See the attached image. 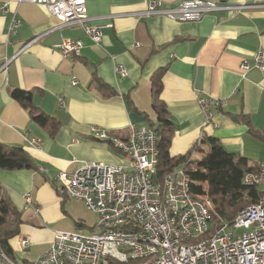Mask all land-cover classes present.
Masks as SVG:
<instances>
[{
  "label": "crops",
  "instance_id": "1",
  "mask_svg": "<svg viewBox=\"0 0 264 264\" xmlns=\"http://www.w3.org/2000/svg\"><path fill=\"white\" fill-rule=\"evenodd\" d=\"M150 0H87L92 18L103 29L101 47H95L79 27L51 31L58 21L43 7L17 0L0 12V143L22 147L37 168H0V190L20 212V231L10 241L14 261L33 264L47 252L56 231L98 230L99 216L79 200L61 191L60 172L73 173L79 162L127 165L129 160L109 143L91 136L92 127L128 138L129 125L155 126L154 78L162 71L161 99L173 123L170 154L199 159L210 150L204 139L216 138L231 153L264 164V71L252 67L264 51V0H226L255 8L239 14H208L197 22H174L160 16L137 18L127 13L146 9ZM172 6L179 0H162ZM20 21L10 31L13 18ZM64 39L84 42L80 55L64 57L54 46ZM27 50L22 51L27 45ZM117 64L128 75L118 76ZM77 80V85L72 80ZM32 91L34 105L53 117L57 131L34 122L28 111L12 98V91ZM208 97L221 104L209 121L198 104ZM37 139L38 145L27 140ZM200 151H195L197 147ZM31 194V205L24 199ZM29 239L28 247L22 245ZM0 258V264H1Z\"/></svg>",
  "mask_w": 264,
  "mask_h": 264
},
{
  "label": "built area",
  "instance_id": "2",
  "mask_svg": "<svg viewBox=\"0 0 264 264\" xmlns=\"http://www.w3.org/2000/svg\"><path fill=\"white\" fill-rule=\"evenodd\" d=\"M45 8L57 21L53 30L79 27L95 47L102 46L105 25L96 20L115 19L119 15L92 18L87 0H17ZM249 3L232 4L226 0H179L167 6L162 0H150L145 10L124 16H160L174 22H197L208 14L230 12L239 14L255 8ZM9 4L0 6L6 14ZM20 21L12 20L10 31L16 32ZM30 46L22 49L25 51ZM84 42L64 39L54 47L64 57L80 55ZM7 59L0 71H7ZM252 67L264 71V51L253 66L243 62L244 73ZM115 72L126 77L127 69L117 64ZM77 85V80H72ZM198 104L210 121L212 111L221 102L198 97ZM128 138H119L100 127L91 128V136L109 143L129 160L127 165L103 162H79L73 173L60 172L57 181L63 194L81 201L99 216L98 230L86 234L56 231L49 250L33 264H264V164L247 171L245 186L259 188L256 204L241 211L228 223L216 212L207 194L195 195L186 172V163L166 173L160 180L157 171V136L151 126L129 125ZM38 145L37 139L27 140ZM192 159V158H190ZM31 194L24 199L31 205ZM219 224L218 227L215 224ZM22 245L28 247L29 239ZM2 264H18L1 254Z\"/></svg>",
  "mask_w": 264,
  "mask_h": 264
},
{
  "label": "trees",
  "instance_id": "3",
  "mask_svg": "<svg viewBox=\"0 0 264 264\" xmlns=\"http://www.w3.org/2000/svg\"><path fill=\"white\" fill-rule=\"evenodd\" d=\"M162 71L154 78L153 109L158 117L155 129L157 136V171L155 178L162 179L174 168L186 163V172L190 177L192 191L195 195L207 194L213 203L216 217L225 222H232L248 206L256 204L260 191L256 186H245L242 178L247 171H255L249 160L229 152L216 138L204 139L202 143L210 144L211 150L202 158L190 159L185 156L172 157L170 154L174 136L173 123L169 119L166 104L160 97ZM32 91L14 89L12 98L28 111L31 119L52 132L59 128L55 118L37 108L32 100ZM250 132L264 140L253 127ZM195 151H200L197 147ZM0 168L7 170H32L37 168L32 158L22 147H9L0 143ZM22 224L21 214L12 202L0 190V258L5 254L14 260L11 239L19 234ZM2 264V263H1ZM113 264V263H112Z\"/></svg>",
  "mask_w": 264,
  "mask_h": 264
},
{
  "label": "rangeland",
  "instance_id": "4",
  "mask_svg": "<svg viewBox=\"0 0 264 264\" xmlns=\"http://www.w3.org/2000/svg\"><path fill=\"white\" fill-rule=\"evenodd\" d=\"M215 226H216V227H218V226H219V224H217V223H216V224H215Z\"/></svg>",
  "mask_w": 264,
  "mask_h": 264
}]
</instances>
